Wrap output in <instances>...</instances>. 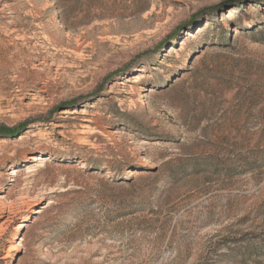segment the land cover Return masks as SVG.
Masks as SVG:
<instances>
[{"label": "rangeland", "instance_id": "374dc122", "mask_svg": "<svg viewBox=\"0 0 264 264\" xmlns=\"http://www.w3.org/2000/svg\"><path fill=\"white\" fill-rule=\"evenodd\" d=\"M222 1L0 0V264H264V0Z\"/></svg>", "mask_w": 264, "mask_h": 264}, {"label": "trees", "instance_id": "16d2710c", "mask_svg": "<svg viewBox=\"0 0 264 264\" xmlns=\"http://www.w3.org/2000/svg\"><path fill=\"white\" fill-rule=\"evenodd\" d=\"M227 3H231V4H234V5H237V4H239L240 3V0L238 1V0H223L220 4H218L216 7H211V10H213V13L215 12V10L218 8H220V7H222V6H225ZM216 31V27L214 26V25H212L211 27H210V29L207 31V33H213V32H215ZM10 133H15V131H9ZM1 133H7V131H1Z\"/></svg>", "mask_w": 264, "mask_h": 264}, {"label": "bare ground", "instance_id": "6f19581e", "mask_svg": "<svg viewBox=\"0 0 264 264\" xmlns=\"http://www.w3.org/2000/svg\"><path fill=\"white\" fill-rule=\"evenodd\" d=\"M230 12H233V11H230ZM242 26L247 27V26H249V23L247 21H244V23L242 24ZM6 64H7V61L5 59H3V58L0 57V66H6ZM31 160H34V158L32 157Z\"/></svg>", "mask_w": 264, "mask_h": 264}]
</instances>
